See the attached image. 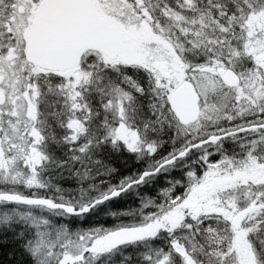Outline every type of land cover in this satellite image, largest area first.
<instances>
[{
    "label": "rangeland",
    "instance_id": "1",
    "mask_svg": "<svg viewBox=\"0 0 264 264\" xmlns=\"http://www.w3.org/2000/svg\"><path fill=\"white\" fill-rule=\"evenodd\" d=\"M96 1L107 21L129 40L126 52L115 61L102 55L87 56L78 68L49 73L27 64L21 49L0 48V193L21 196L22 190H29L31 198H39L46 192L49 200L79 210L87 206L84 198L92 202L116 190L109 187L103 194L94 186L82 189L80 182L87 177L70 178L67 183L66 176H53L54 171L45 169L46 156L38 149V126L46 113L64 126L67 140L77 145L79 155L93 141L107 145L108 140L113 148L120 146L139 156L152 154L164 143L144 140L132 118L129 93L103 82L99 69L134 68L147 73L158 124L174 129L165 160L189 144L236 129L242 117L256 121L261 115L258 121L264 122V61L255 60L264 52V0H243L245 11L238 18L243 41L240 55L225 50L226 27L185 20L166 1ZM182 1L191 6L190 0ZM153 3L155 18L148 10ZM219 68L235 73L238 85L225 88L216 72L210 71ZM183 82L190 83L199 98V118L190 126L178 124L169 108L173 91ZM23 145H29L27 154L18 157ZM88 150L93 157L95 149ZM187 168L194 169L184 175L189 186L173 204L156 205L141 196L145 189L141 193L134 189L128 198L119 200L139 202L125 216L136 220L133 226L154 229L148 240L138 243L139 248L138 244L131 246L141 251L137 253L142 264H174L175 258L183 264H196L190 252L167 237L172 231L197 228L210 219L228 227V246L222 256L226 264H256L254 240L260 239L258 243L264 245V220L245 228L252 218L264 216V134L195 149L161 174L169 176L170 170ZM112 205L73 217L39 206L0 203V232L9 231L23 243L34 264H114L128 254L126 247L114 251L103 247L115 229L98 223L91 228L80 226L97 220ZM243 213L247 216L236 230V218Z\"/></svg>",
    "mask_w": 264,
    "mask_h": 264
},
{
    "label": "trees",
    "instance_id": "2",
    "mask_svg": "<svg viewBox=\"0 0 264 264\" xmlns=\"http://www.w3.org/2000/svg\"><path fill=\"white\" fill-rule=\"evenodd\" d=\"M162 1L167 2L170 10H175L174 7H176L179 16L185 20L189 19L193 22L203 20L206 26L213 27L216 25L218 29L226 27V34L229 35H225V50L230 51L231 54L237 52L240 55V52L243 50V41L239 34L238 18L242 17L245 11L243 9L245 7L243 0H190L191 6L182 0ZM154 7L153 3L148 10L151 11L155 18ZM221 14H224V16L221 17ZM195 67H198V65H195ZM98 72L103 82L112 83L114 86L129 93L131 97V114L138 129H150L157 118L153 88L151 79L147 73L134 68H122L116 71L103 69L100 71L99 69ZM39 120H41V124L38 126L39 130H41V142L38 143V149L46 156L45 169L54 171V174L52 173L53 176L60 173L66 176L63 178H68L66 180L67 183L70 178L76 179L79 176H85L88 179L80 182L82 189L94 186L104 194L109 187L119 189L121 188V184L125 185L135 180L139 174V167L133 164L135 162L130 159L131 157H129L127 152L111 151L107 149L105 143L101 144L93 141L92 145L89 144L86 150L80 152L82 154L79 155L77 145L70 144L67 140L68 132L64 126H60L58 121H55V117L46 113ZM167 139L170 140V138ZM85 145L87 146V143ZM160 147H162V151L153 157V164L161 161L169 153V144L165 143L164 146ZM89 148L95 149L93 157L90 155L92 151L90 152ZM28 149L29 145H23L20 147V151L17 152V156L24 157ZM229 152L226 151L225 154L229 156ZM164 179V183H162L156 193L158 197L153 194L154 190H149L141 196L156 205H170L182 196L189 186L185 176H173ZM178 185L181 187L180 190L177 189ZM6 192L8 191H4V193ZM47 195L46 192H41L39 198L48 199ZM21 196L30 197L31 193L29 190H22ZM126 198L128 197L126 196ZM121 199L123 200L120 197L115 202H112L114 203L113 207L101 213L97 220L82 222L80 226L82 228H91L98 223L106 228H113L115 230L132 227V224H135L136 220L127 218L125 215L130 211L131 213L135 211L139 202L130 200L127 203H119ZM92 202L90 199L84 198V204H87V206ZM101 205L103 204L95 206L91 211ZM228 239L229 231L227 225L214 221V219L201 223L197 228H191L190 226L189 229L183 228L172 231L170 236L167 237V240H174L182 248L190 252L195 257L196 264H226L222 256L227 249ZM131 246L124 247L126 249L125 252L128 253L126 255L127 258L122 259L119 257L117 261L115 260L114 264H142L140 256L137 253L141 251L133 250ZM139 246L138 244L136 247L139 248ZM0 264H34L25 251L23 243L16 239L9 231L0 232ZM174 264H183V262L180 258H175Z\"/></svg>",
    "mask_w": 264,
    "mask_h": 264
},
{
    "label": "water",
    "instance_id": "3",
    "mask_svg": "<svg viewBox=\"0 0 264 264\" xmlns=\"http://www.w3.org/2000/svg\"><path fill=\"white\" fill-rule=\"evenodd\" d=\"M127 42L117 26L107 25L92 0H42L32 17L24 57L29 65L41 71L65 72L77 68L81 56L87 51L96 52L107 61H115L118 56L126 52ZM255 60L264 61V52ZM210 71H215L227 88L232 89L239 83V78L231 70L219 68ZM169 108L174 119L182 126L193 124L197 120L198 96L190 83L183 82L173 91L169 99ZM256 129H264V125L240 129L222 136H211L190 145L175 158L161 164L153 172L142 174L138 181L129 184L121 191H114L94 200L79 210L48 199L21 197L9 193H0V203L39 206L48 210L62 211L68 216H84L95 206L118 197L130 186L142 183L146 177L155 175L161 168L182 159L189 151ZM150 235L151 229L145 226L116 229L107 235L103 247L106 250H116L123 246L141 243Z\"/></svg>",
    "mask_w": 264,
    "mask_h": 264
},
{
    "label": "flooded vegetation",
    "instance_id": "4",
    "mask_svg": "<svg viewBox=\"0 0 264 264\" xmlns=\"http://www.w3.org/2000/svg\"><path fill=\"white\" fill-rule=\"evenodd\" d=\"M41 1L42 0H0V48H18V49H21V55H22V57L25 60L24 53H25L26 46H27L26 42L28 40L29 28H30V25H31V22H32L33 14H34L36 8L38 7V5L41 3ZM92 1L95 3L96 8L98 9L99 15L105 20L107 25H114V24L109 23L107 21V19L105 18L104 14L102 13L101 8L99 7V5L97 3V1L96 0H92ZM123 39L127 40L129 42V40L124 37V34H123ZM128 42L126 44H128ZM87 56L90 59L91 58L92 59L93 58H97L98 57V53L93 52V51L85 52L81 56L79 66L81 65L82 61L85 58H87ZM220 81H221V79H220ZM198 104H199V100H198ZM198 108H199V106H198ZM260 116L261 115H258V117H257L258 119L256 121L252 120V118L249 117V116L246 117V118L242 117L241 118L242 120L240 122H238V123L236 122L237 123L236 129L231 130V131H227V132H225L224 130L219 131L218 133H215L214 135H210V136H208V137H206V138H204V139H202V140H200L198 142H201V141H203V140H205V139H207V138H209L211 136H222V135H224L226 133L234 132V131H237V130H240V129H244V128H248V127H254V126L258 127V126L264 125V122L258 121ZM198 118H199V115H198ZM198 118H197V120H198ZM197 120L195 122H197ZM190 125H192V124H190ZM190 125H187V126H190ZM135 127H137V126H135ZM137 129H138V127H137ZM172 130H174L173 127L171 128V127L162 126V125L158 124V120H156L155 123L153 124V126L150 129H142V130H139V131H141V134L145 136L144 140L147 141V142L153 140L155 143H159V142H163L166 139V141H164V144L165 143L169 144V146H170L169 153H170L171 148H172V145L170 144V142L172 141V138H174V137H172L173 136V133H172L173 131ZM253 133L264 134V129H256V130L251 131V132H246V133L239 134V135L234 136L232 138H243L244 136H248V135H251ZM167 138H170V141ZM249 138H251V137H249ZM228 139H230V138H228ZM225 140L226 139L219 140L217 143H219L221 141H225ZM198 142H196V143H198ZM106 143H107V149H109L111 151L127 152L123 148H120V146H118L117 148H113V146H111L112 144L110 142H108V140H107ZM164 144H162V145L164 146ZM191 145H193V144H191ZM188 146H190V144ZM188 146H186L180 152H178L176 154H172L169 159H167V160L162 159L161 161H159L156 164L152 163V159H153L154 156L158 155L160 151H162L161 150L162 147H160V146L152 154L147 155V156H145L144 154H143L144 156H142V155L139 156V155H135V154H131V153L127 152L129 157H131L130 159H132V161L134 160L135 163H133V164H135V165H137L139 167V174L137 175L135 180L130 181V182L126 183L125 185L121 184V186H120L121 188L116 189L114 191H121L122 189L127 187L129 184H132V183L138 181L140 179V177L142 176V174L150 173V172L155 171L161 164H163V163L175 158L178 154L183 152ZM205 146H208V145H205ZM202 147H204V146H202ZM194 150L189 151L183 158H185L188 155H190ZM169 153L167 155H169ZM182 159H179V160H182ZM177 162H178V160H176L171 165H168L166 167L161 168L155 175L146 177L142 181V183H140L138 185L130 186L126 191L121 193L118 197H116L114 199H111L109 201H106V202H104L102 204L104 205V204H109V203L115 202L118 198H120V197L123 198L124 195L126 197V195H129V193L131 191H133L134 189H136V190L139 189L138 191L140 193H141L142 189H145L144 190L145 193H147V191H149V190H154L153 194L157 196L156 193H157L158 189L160 188L162 183H164V181H165V179H163V178L173 177V176H184V175H186V173L194 172V169L192 170L190 168H187V169H173V170H170L169 176L168 175L164 176V175L161 174L163 170H165L167 167L173 166ZM114 191H112V192H114ZM102 197H100V198H102ZM126 200H128V199H126ZM246 216L247 215H245V213H243V214L239 215L236 218V223H237L236 230L240 229V227H241L240 223L243 220H245ZM257 220H259V221L264 220V216H260V218H252V220L250 221V223H251L250 226L248 227V225H247V228H245V229H250L253 226L252 223H255ZM148 228L151 229V234H152L154 229L152 227H148ZM150 236L148 238H146L145 240H143L141 242V244L143 242H145L146 240H148L150 238ZM259 240L260 239L254 240L255 241L254 246L256 247V250H255V254H256L255 258H256V260H255V262H256V264H264V245L259 244L258 243ZM127 246L120 247V248H118L116 250H119V249L127 247ZM109 251H114V250H109ZM260 253H261V255H260Z\"/></svg>",
    "mask_w": 264,
    "mask_h": 264
}]
</instances>
